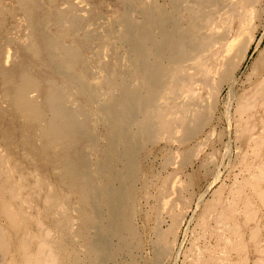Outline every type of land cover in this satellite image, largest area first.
Wrapping results in <instances>:
<instances>
[{"label":"bare ground","instance_id":"6f19581e","mask_svg":"<svg viewBox=\"0 0 264 264\" xmlns=\"http://www.w3.org/2000/svg\"><path fill=\"white\" fill-rule=\"evenodd\" d=\"M255 1L13 0L7 6L0 0V261L63 264L62 245L43 239L40 247L32 240L50 224L58 225L59 236L71 233L84 242L82 264H162L170 257L174 239L152 236L176 233L181 220L173 214L169 229L160 228L159 192L178 173L168 165L172 139L180 128L182 143L205 136L202 121L224 85L228 102L235 100L236 75L251 42L242 35L248 26L241 13ZM263 36L264 29L257 44ZM261 63H255L256 76ZM242 97L236 96L241 106L250 95ZM185 147V156L192 155L193 146ZM158 156L162 162L155 166ZM214 157L207 154L201 165L211 174L205 191L221 177ZM154 176L158 203L140 217L142 234L139 198L149 196ZM69 186L89 192L74 198ZM49 190L58 193L41 203ZM227 218L231 231L237 216L214 215L217 223ZM245 242V252L257 253L264 230Z\"/></svg>","mask_w":264,"mask_h":264},{"label":"rangeland","instance_id":"374dc122","mask_svg":"<svg viewBox=\"0 0 264 264\" xmlns=\"http://www.w3.org/2000/svg\"><path fill=\"white\" fill-rule=\"evenodd\" d=\"M3 1L7 6L13 4V0ZM110 8L108 6L107 10ZM246 13L245 15L242 12L241 17L244 19L243 26H248L245 28L248 30H245V34L242 35L249 36L251 42L246 51L247 59H243V64L236 75L237 79L233 87L235 100L232 99L231 102H228L230 99L227 85H224L218 93L214 89V93L217 94L211 106L212 109L209 111L206 121H202V134L204 132L205 136L201 137L200 133L198 138H192V141L182 143L183 129L180 128L174 134L175 138L172 139L170 146L169 151L173 154V160L168 165L178 168V173L174 179L164 180V186H161L164 190L159 192L164 203L160 212L162 221L160 228L163 231L169 229L168 225L172 222L173 214H179L181 220L177 223L179 225L176 233H169L163 237L161 235L152 236V238L157 242L174 239L173 252H177L179 246L181 247L179 261L177 260L176 264H264V244L257 253H247L244 248V245L248 243L245 241L260 230H264V120H262L264 119V70L256 76L258 71L255 68V63L260 58L264 68V36L257 44V38L264 29V0H256L252 6L247 7ZM11 20L19 21L24 25V20H21L19 16H14ZM26 31L29 32L30 28ZM240 37L242 38V36ZM10 51L12 52V50ZM17 60L18 58L15 61L17 62ZM134 87L136 88V83ZM109 89L104 95L108 101L112 94ZM260 89H262L261 95L259 94ZM238 94L244 96L242 98L250 95V99L253 97V103L248 105L249 99L246 105H239L240 97L236 99ZM227 103H230L231 106H228ZM227 106L228 110H226ZM228 114L234 119L231 118L228 121ZM201 138H204V143L200 142ZM169 141L171 142V139ZM163 142L164 140H160V144ZM194 143L198 145L194 146ZM190 144L194 148L191 152L192 155L185 156L188 153L185 146ZM213 151L215 152L214 160L220 165L221 177L210 189L205 191L206 184L211 180V174L210 171H204L201 165L204 163L206 155ZM155 161L157 163L155 166H159L162 162L159 156ZM6 171L9 173L7 166ZM189 174L191 175L188 178ZM153 179L147 188L149 196L146 198L143 194L139 198L142 209L140 208V216L136 217V223L138 222L137 225L141 233L143 227L140 217H147L145 210L158 203V198L152 194L155 176ZM88 192L89 190L85 186L78 188L69 186L68 189V194L74 198H79ZM57 193L58 191L53 190L45 192L41 196V203H47L48 196ZM202 193H204V197L198 206L196 205L197 198L201 197ZM79 203L80 201L75 202L73 209L71 208L75 223L78 221L77 213L81 209ZM195 205L198 206L197 209H195ZM220 210L226 212L228 216L235 215L240 220L234 222L235 227L231 231L226 228V221L229 218L220 223L214 221V215ZM83 214L86 215L87 212ZM43 215L48 219L52 216L47 209H43ZM57 226L50 224L48 231L37 232L32 240L40 247L43 239L62 245L67 256L63 264H82L81 260L88 256L86 245L84 246V242L71 233L65 237L59 236ZM241 236L244 237V240L239 241ZM145 238L147 241L148 236ZM218 240L226 242L217 245ZM229 240L235 242L234 248H227ZM143 251L149 254L148 243L143 246ZM173 252L170 257L163 258L162 264L163 261L164 264H175ZM0 264L6 263L2 260ZM11 264H20V262Z\"/></svg>","mask_w":264,"mask_h":264}]
</instances>
